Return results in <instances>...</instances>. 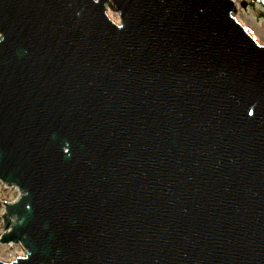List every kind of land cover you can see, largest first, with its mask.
<instances>
[{"label": "water", "instance_id": "95a60500", "mask_svg": "<svg viewBox=\"0 0 264 264\" xmlns=\"http://www.w3.org/2000/svg\"><path fill=\"white\" fill-rule=\"evenodd\" d=\"M237 13L0 0V244L25 252L0 264H264V45Z\"/></svg>", "mask_w": 264, "mask_h": 264}, {"label": "rangeland", "instance_id": "374dc122", "mask_svg": "<svg viewBox=\"0 0 264 264\" xmlns=\"http://www.w3.org/2000/svg\"><path fill=\"white\" fill-rule=\"evenodd\" d=\"M238 6L236 19L247 30V32L261 45H264V7L259 4H253L251 0H234ZM247 2L246 9L241 7V3ZM110 18L116 23L119 18L116 14L110 12ZM19 190L15 187H7L0 181V234L3 232V216L5 214V205L17 200ZM3 235V234H2ZM25 252L20 245L5 246L0 244V260L11 262L18 256H24Z\"/></svg>", "mask_w": 264, "mask_h": 264}, {"label": "trees", "instance_id": "16d2710c", "mask_svg": "<svg viewBox=\"0 0 264 264\" xmlns=\"http://www.w3.org/2000/svg\"><path fill=\"white\" fill-rule=\"evenodd\" d=\"M253 4H259L264 7V0H251Z\"/></svg>", "mask_w": 264, "mask_h": 264}, {"label": "bare ground", "instance_id": "6f19581e", "mask_svg": "<svg viewBox=\"0 0 264 264\" xmlns=\"http://www.w3.org/2000/svg\"><path fill=\"white\" fill-rule=\"evenodd\" d=\"M117 24H119V23H117Z\"/></svg>", "mask_w": 264, "mask_h": 264}]
</instances>
